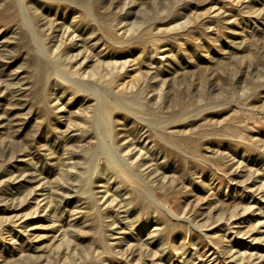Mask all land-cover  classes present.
Listing matches in <instances>:
<instances>
[{"label": "rangeland", "instance_id": "obj_1", "mask_svg": "<svg viewBox=\"0 0 264 264\" xmlns=\"http://www.w3.org/2000/svg\"><path fill=\"white\" fill-rule=\"evenodd\" d=\"M0 264H264V0H0Z\"/></svg>", "mask_w": 264, "mask_h": 264}, {"label": "bare ground", "instance_id": "obj_2", "mask_svg": "<svg viewBox=\"0 0 264 264\" xmlns=\"http://www.w3.org/2000/svg\"><path fill=\"white\" fill-rule=\"evenodd\" d=\"M57 72V71H56ZM55 74V73H54ZM60 77V76H59ZM66 78V77H65ZM78 84V83H77ZM84 84V83H83ZM80 85V84H79ZM81 86V85H80ZM83 86V85H82ZM81 86V87H82ZM85 86V85H84ZM83 86V87H84ZM90 87V86H89ZM86 88V87H85ZM81 89V88H80ZM84 89V88H83ZM82 90V89H81ZM96 91V90H95ZM90 92V91H89ZM97 92V91H96ZM108 93V92H107ZM110 93V92H109ZM103 95V94H102ZM100 96V95H99ZM105 95H103V97H104ZM103 97H102V99H103ZM99 99H101V98H98V100ZM119 99V98H118ZM97 100V99H96ZM110 101V100H109ZM121 101V100H120ZM97 103V102H96ZM112 103V102H111ZM111 103H110V105H111ZM109 104V103H108ZM116 104V103H115ZM121 104V103H120ZM112 105H114V104H112ZM117 106V105H116ZM119 106H121V105H119ZM97 108V107H96ZM95 108V109H96ZM100 112V111H99ZM100 117V116H99ZM95 120V119H94ZM99 120V119H98ZM103 121V120H102ZM94 123V122H93ZM96 123V122H95ZM101 126H103V124L101 125ZM101 126H100V128H101ZM106 133V132H105ZM98 134V133H97ZM104 134V133H103ZM100 138V137H99ZM97 139H98V137H97ZM105 139V138H104ZM97 141V140H96ZM116 147V146H115ZM117 148V147H116ZM109 150V149H108ZM113 150V149H112ZM114 152V151H113ZM121 152V151H120ZM93 153V152H92ZM103 153V152H102ZM114 154H115V152H114ZM92 155V154H91ZM105 155V154H104ZM107 158V157H106ZM125 158V157H124ZM94 160V159H93ZM114 160V159H113ZM111 161V160H110ZM117 162V161H116ZM111 163V162H110ZM92 164H94V163H92ZM130 164V163H129ZM81 165V164H80ZM79 166V165H78ZM113 168V167H112ZM92 170H94V169H92ZM91 170V171H92ZM96 170V169H95ZM109 172V171H108ZM134 173V172H133ZM94 175V174H93ZM132 175V174H131ZM135 175V174H134ZM136 176V175H135ZM88 177V176H87ZM90 177H91V175H90ZM89 189V188H88ZM88 193V192H87ZM90 195V194H89ZM66 197V196H65Z\"/></svg>", "mask_w": 264, "mask_h": 264}]
</instances>
